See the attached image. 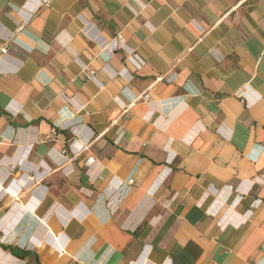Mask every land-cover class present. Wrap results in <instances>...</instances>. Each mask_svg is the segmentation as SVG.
Instances as JSON below:
<instances>
[{
	"label": "crops",
	"instance_id": "0c3cea01",
	"mask_svg": "<svg viewBox=\"0 0 264 264\" xmlns=\"http://www.w3.org/2000/svg\"><path fill=\"white\" fill-rule=\"evenodd\" d=\"M0 243L264 264V0H0Z\"/></svg>",
	"mask_w": 264,
	"mask_h": 264
},
{
	"label": "trees",
	"instance_id": "16d2710c",
	"mask_svg": "<svg viewBox=\"0 0 264 264\" xmlns=\"http://www.w3.org/2000/svg\"><path fill=\"white\" fill-rule=\"evenodd\" d=\"M0 246L4 249V250H10L11 253L20 258V259H25L26 257L28 256H32V255H35L36 257V260H39L38 259V255L33 252V251H30V250H26V249H23L21 247H18V246H14V245H5V244H2L0 243ZM39 262V261H38Z\"/></svg>",
	"mask_w": 264,
	"mask_h": 264
},
{
	"label": "built area",
	"instance_id": "2783aa9c",
	"mask_svg": "<svg viewBox=\"0 0 264 264\" xmlns=\"http://www.w3.org/2000/svg\"><path fill=\"white\" fill-rule=\"evenodd\" d=\"M46 2H49V0H46ZM119 39H120V44H122V40H121L122 38H121V36H119ZM115 45L118 46L117 45V42H115ZM3 52L5 53L6 52V49H3ZM130 60H131V62H133L134 66L137 69H140L143 66V64H144V61L142 59H140L137 56V54H135V53H133L130 56ZM238 94L241 95L242 94V91H239ZM129 182H130V184H133L134 180L133 179H130Z\"/></svg>",
	"mask_w": 264,
	"mask_h": 264
}]
</instances>
